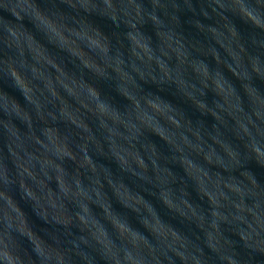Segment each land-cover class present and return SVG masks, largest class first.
Instances as JSON below:
<instances>
[{"label": "clouds", "instance_id": "clouds-1", "mask_svg": "<svg viewBox=\"0 0 264 264\" xmlns=\"http://www.w3.org/2000/svg\"><path fill=\"white\" fill-rule=\"evenodd\" d=\"M0 264H264V0H0Z\"/></svg>", "mask_w": 264, "mask_h": 264}]
</instances>
